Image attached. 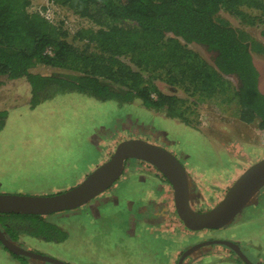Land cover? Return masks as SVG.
<instances>
[{
    "label": "rangeland",
    "instance_id": "rangeland-1",
    "mask_svg": "<svg viewBox=\"0 0 264 264\" xmlns=\"http://www.w3.org/2000/svg\"><path fill=\"white\" fill-rule=\"evenodd\" d=\"M30 1L29 10L61 23L70 41L80 27H97L65 5ZM220 15L263 40L259 26L243 24L223 10ZM188 46L210 61L204 48ZM252 55L264 93V56L254 51ZM30 71L63 70L38 64ZM229 79L236 84L235 77ZM154 80L162 91L187 97L189 124L147 109L139 100L99 101L77 92L53 94V87L43 92L47 98L33 105L26 78L0 75V110L8 111L0 132V193L48 195L66 190L108 159L120 141L144 138L168 147L184 164L193 208L213 207L249 165L264 157V128L258 120L242 121L236 103L227 101L226 95L200 99L157 77ZM59 223L69 232L67 240L25 237L22 246L67 264H178L191 245L225 239L238 243L253 263L264 264V187L228 226L190 230L177 215L171 184L155 167L137 159L127 161L122 176L109 189L63 214ZM4 247L0 243V264H53L32 258L23 262ZM238 257L226 245L215 243L198 249L183 264H247Z\"/></svg>",
    "mask_w": 264,
    "mask_h": 264
},
{
    "label": "trees",
    "instance_id": "trees-1",
    "mask_svg": "<svg viewBox=\"0 0 264 264\" xmlns=\"http://www.w3.org/2000/svg\"><path fill=\"white\" fill-rule=\"evenodd\" d=\"M51 1L97 27H80L70 41L61 23L29 10L30 0H0V75L26 78L33 105L47 98L43 92L53 87V94L77 92L99 101L139 100L147 109L189 124L187 97L162 91L154 80L157 77L187 96L226 95L227 101L236 103L242 121L258 120L264 128V93L252 55L254 51L264 56V0ZM222 10L243 24L259 26L263 40L234 27L220 15ZM190 43L204 48L210 61ZM38 64L63 71L31 72ZM229 76L235 77L236 84ZM7 117L8 111L0 110V132ZM72 211L0 212V226L20 245L25 237L59 243L69 237L59 221ZM12 255L23 262L29 259Z\"/></svg>",
    "mask_w": 264,
    "mask_h": 264
},
{
    "label": "water",
    "instance_id": "water-1",
    "mask_svg": "<svg viewBox=\"0 0 264 264\" xmlns=\"http://www.w3.org/2000/svg\"><path fill=\"white\" fill-rule=\"evenodd\" d=\"M137 159L155 167L171 184L178 217L190 230L220 229L231 224L264 187V157L249 165L229 186L222 199L213 207L199 211L192 206L190 176L176 154L167 147L144 138L120 141L110 157L100 163L76 185L48 195H14L0 193V212L51 214L77 209L109 189L123 174L127 161ZM0 242L12 253L53 264L67 262L32 251L11 240L0 226ZM223 244L233 250L247 264L249 260L238 243L225 239H208L185 249L178 264L199 248Z\"/></svg>",
    "mask_w": 264,
    "mask_h": 264
},
{
    "label": "flooded vegetation",
    "instance_id": "flooded-vegetation-1",
    "mask_svg": "<svg viewBox=\"0 0 264 264\" xmlns=\"http://www.w3.org/2000/svg\"><path fill=\"white\" fill-rule=\"evenodd\" d=\"M168 148V147H167ZM141 161V160H140ZM144 162V161H143ZM173 201H174V194H173ZM175 205V204H174ZM212 240V239H211ZM204 247V246H203ZM202 248V247H201ZM200 249V248H199ZM233 251V250H232Z\"/></svg>",
    "mask_w": 264,
    "mask_h": 264
},
{
    "label": "bare ground",
    "instance_id": "bare-ground-1",
    "mask_svg": "<svg viewBox=\"0 0 264 264\" xmlns=\"http://www.w3.org/2000/svg\"><path fill=\"white\" fill-rule=\"evenodd\" d=\"M63 191V190H62Z\"/></svg>",
    "mask_w": 264,
    "mask_h": 264
}]
</instances>
